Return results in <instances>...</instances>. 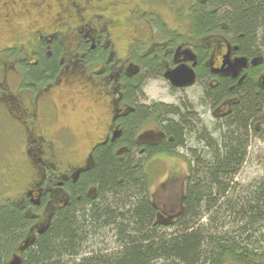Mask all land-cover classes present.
Returning <instances> with one entry per match:
<instances>
[{"label": "flooded vegetation", "instance_id": "obj_1", "mask_svg": "<svg viewBox=\"0 0 264 264\" xmlns=\"http://www.w3.org/2000/svg\"><path fill=\"white\" fill-rule=\"evenodd\" d=\"M227 1L194 0L182 14L186 23L180 31L170 30L158 13L162 0H0V124L25 136L20 163L0 172V212L14 208L27 221L18 240L0 249V264L24 262L54 215L69 207L73 185H82L86 198L95 197V187L82 183L95 147L151 157V165L160 156L157 149L173 141L166 137L168 126L182 124L185 134L190 124L209 135L206 113L223 124L237 98L224 94L212 104L211 90L224 83L233 94L254 78L264 93L263 48L254 50L258 56L242 55L222 17L215 27L194 29L198 10L214 15ZM177 3L167 0V6ZM41 55L46 60L56 55L57 68L31 82L26 68L38 65ZM240 59L246 61L243 68L237 67ZM190 71L193 81L184 86L182 75ZM154 81L164 82L169 95L179 94L176 101L148 99L145 91ZM193 86L195 102L184 96ZM80 107L85 112L80 125L101 135L84 157L74 149L67 121ZM48 132L55 142L45 137ZM188 137L175 148L177 155L197 149V139ZM153 204L158 219L174 217Z\"/></svg>", "mask_w": 264, "mask_h": 264}, {"label": "trees", "instance_id": "obj_2", "mask_svg": "<svg viewBox=\"0 0 264 264\" xmlns=\"http://www.w3.org/2000/svg\"><path fill=\"white\" fill-rule=\"evenodd\" d=\"M217 16L225 19L242 55L258 56L254 50L264 49V0H229L214 15L198 10L194 29L215 27ZM56 68V55L49 60L41 55L26 72L29 81L38 82ZM226 85L210 93L212 104L224 94L237 98L223 124L213 126L209 135L190 124L185 134L182 124L168 126L166 137L173 141L157 149V155L178 157L188 166L181 210L172 224L158 219L150 198L151 157L117 155L111 146H97L91 152L93 166L82 179L83 185L95 187V197L86 198L82 185H73L69 207L54 215L22 264H264V177L246 186L235 181L248 158L250 139L264 135V93L254 78L233 94ZM186 136L198 144L185 151L188 157L175 153ZM26 224L18 210L3 209L0 249L18 240ZM101 230L112 232L115 247L86 253L83 244Z\"/></svg>", "mask_w": 264, "mask_h": 264}, {"label": "rangeland", "instance_id": "obj_3", "mask_svg": "<svg viewBox=\"0 0 264 264\" xmlns=\"http://www.w3.org/2000/svg\"><path fill=\"white\" fill-rule=\"evenodd\" d=\"M163 5L157 6L158 13L164 17L167 21L170 30L177 29L180 31L185 30L184 24L186 23L183 15L194 0H177V4H170L167 6V0H162ZM175 3V2H173ZM174 13L177 15L178 21H174ZM183 14V15H182ZM179 16V17H178ZM176 19V18H175ZM183 20V21H182ZM155 31L153 28L152 31ZM158 37V36H157ZM121 45V43H119ZM124 44V43H122ZM12 81H9V87H12ZM197 86L187 89L184 96L189 97V100L196 101ZM73 94V93H71ZM145 94L148 99L162 100L166 102L176 101L178 95L170 94L167 91L166 84L164 82H149L146 88ZM0 105V111L2 110ZM198 110V108H196ZM84 110L78 108L73 115L67 117V121L71 131H73L75 137V150H78L80 156H85L90 147L94 145L101 137L99 132L95 130H89L91 128H84L80 125V119L84 117ZM207 128L219 125L222 121L214 119L211 114L204 115L203 117ZM12 129L9 128L7 123L0 124V172L3 170H10L16 164L20 163L18 158H21L24 145L23 141L25 136L17 130V133L10 134ZM216 133L212 132L211 137L215 138ZM50 141H54V137L51 132L45 136ZM67 139L66 136L63 137ZM249 155L243 167L240 169L239 174L236 176L235 181L241 184V186L250 185L258 180V178L264 177V135L253 136L250 139ZM198 148V147H197ZM182 155L188 153L184 150H179ZM148 172L151 173V185L149 187V194L152 202H154L159 208L168 212L171 216L176 215L181 210V198L185 189L186 180L189 177L188 166L185 160L177 158L175 156L160 155L156 157L155 161L149 165ZM9 194V192H7ZM167 216L159 214V217ZM173 217V216H172ZM174 219L169 223L172 224ZM112 232L101 230L98 235L86 244H83L84 251L86 253L98 252V251H111L115 247V240Z\"/></svg>", "mask_w": 264, "mask_h": 264}, {"label": "water", "instance_id": "obj_4", "mask_svg": "<svg viewBox=\"0 0 264 264\" xmlns=\"http://www.w3.org/2000/svg\"><path fill=\"white\" fill-rule=\"evenodd\" d=\"M239 62L240 63H239V65L237 64V67L243 68L244 62H246L245 59H240ZM176 72H175V74H176ZM182 76L184 78V80H182V85L186 86V85H190L192 83V81H193L192 71H190L189 73H186ZM180 78H181V76H180ZM168 80L173 83L171 75L168 76Z\"/></svg>", "mask_w": 264, "mask_h": 264}]
</instances>
